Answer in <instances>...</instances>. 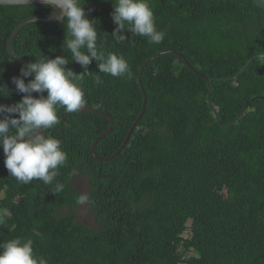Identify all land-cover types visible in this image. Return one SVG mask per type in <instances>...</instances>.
I'll return each instance as SVG.
<instances>
[{"label":"trees","instance_id":"trees-1","mask_svg":"<svg viewBox=\"0 0 264 264\" xmlns=\"http://www.w3.org/2000/svg\"><path fill=\"white\" fill-rule=\"evenodd\" d=\"M148 2L164 33L160 44L132 33L117 42L112 0L84 4L96 20L98 46L122 55L132 72L131 78L112 77L98 73L93 61L89 71L103 83L91 76L80 82L84 105L114 121L95 146L99 156L118 152L142 110L143 87L147 92L146 111L125 149L101 163L91 148L110 118L58 108L60 123L46 131L61 141L67 160L52 184L33 180L20 189L28 196L12 205L17 226L1 227L0 242L32 238L34 254L47 264H264V213L258 212L264 210V57L258 56L264 53V10L250 0ZM51 10L44 4L0 5V86L10 92L0 104L23 95L12 83L23 65L8 52L9 36L26 17ZM64 39L63 20L34 21L19 31L13 48L31 62L43 55L67 57ZM167 49L183 53L211 83L174 52L155 56ZM153 56L141 83L140 70ZM66 67L83 71L75 62ZM1 153L2 147L0 187L7 178L14 181ZM74 169L89 177L90 196L83 203ZM57 183L63 184L58 193ZM83 205L100 228L77 220ZM189 218L193 236L182 237ZM33 229L41 236H33Z\"/></svg>","mask_w":264,"mask_h":264},{"label":"clouds","instance_id":"clouds-1","mask_svg":"<svg viewBox=\"0 0 264 264\" xmlns=\"http://www.w3.org/2000/svg\"><path fill=\"white\" fill-rule=\"evenodd\" d=\"M41 2L59 11L58 19L64 21L65 27V39L61 47L69 56L47 58L43 55L22 66L20 75L12 78L15 91L23 94L21 99L11 105L0 104V147L3 149L1 154L5 157V168L12 180L16 181L11 182L7 178L0 187V228L5 224L10 226L11 223L13 228L17 226L12 205H18L22 199L27 198V192L20 190L25 184L40 180L50 185L58 175V168L65 164L67 153L62 150L61 141L47 135L46 130L60 123L58 108H63L67 113H76L82 109L86 100L80 82L86 76H91L97 85L103 83L101 76L97 72L89 71L88 66L95 61L98 73L112 77H132L129 64L122 55L106 52L98 46L97 23L86 15V0ZM112 4L111 17L116 27L111 35L117 42L127 39L126 33L145 37L151 44L163 42L164 33L156 28L154 13L148 0H112ZM254 58L255 56L251 60ZM70 62L79 64L83 71L76 73L66 67ZM242 72L235 75L239 76ZM29 77L31 79L26 83L25 78ZM5 92L10 93L6 86H0V96H5ZM33 93L39 95L34 96ZM238 118L239 116L236 119ZM73 180L77 186L81 183L74 177ZM14 186L19 187V190L15 191ZM81 188L84 191V185H81ZM62 190L63 184L57 183L54 192ZM12 191H15L14 194ZM85 195V192L82 193L78 202L83 203ZM258 212L264 213V210L259 208ZM76 218L79 220L77 215ZM192 222L193 218L186 221L182 237L193 236ZM33 236L40 237L41 233L33 229ZM0 264H47V260L34 254L32 238L16 237L0 242Z\"/></svg>","mask_w":264,"mask_h":264},{"label":"water","instance_id":"water-1","mask_svg":"<svg viewBox=\"0 0 264 264\" xmlns=\"http://www.w3.org/2000/svg\"><path fill=\"white\" fill-rule=\"evenodd\" d=\"M251 2H253L254 4H256L257 6H259L260 8H262L264 10V0H250ZM24 4H43L41 2V0H0V5H24ZM59 17V11L56 9H52L49 13L47 14H38V15H31L29 17H26L25 19H23L17 26L16 28L13 30V32L11 33V35L9 36L8 42H7V49L8 52L10 53V55L13 57L15 62H18L19 64L26 66L28 63H30L31 61L27 60L26 58H24L22 55H20L19 53H17L14 48H13V40L16 37V35L19 33V31L28 23L30 22H54V21H59L62 19H58ZM166 52H174L176 54H178L179 56H181L187 64H189L197 73L204 75L206 77H208L209 82L211 83L212 79L211 77H209L208 75L201 73L199 71H197L190 63V61L187 59V57L181 53L178 50H174V49H167L161 52H158L157 54H155V56H158L160 54L166 53ZM260 56L264 57V54H259ZM153 56L152 58L148 59L142 66L141 70H140V82L141 77H142V73L144 68L148 65V63L155 57ZM241 71H244V69H242ZM237 75H235L236 77ZM142 83V82H141ZM143 87V86H142ZM143 94H144V99H143V106H142V110L139 114V117L137 118V120L134 122V124L132 125V127L130 128L129 132L127 133L125 140L123 142V144L121 145V147L119 148L118 152L113 155V156H109V157H101L99 156L96 151H95V146L96 144L103 139L104 137H106L109 133H111L113 127H114V121L113 118L110 114H108L105 111L100 110L99 108L96 107H91L88 105H84L82 107V109L80 110V112H94V113H99V114H103L106 115L110 118L111 120V126L102 134L100 135L96 141L93 143L92 145V153L93 155L99 159L100 161H104L107 159H112L115 156H117L119 153H121L126 145L128 144L131 135L133 134L135 127L137 125V123L140 121L141 117L144 115L146 108H147V104H148V96H147V92L143 87Z\"/></svg>","mask_w":264,"mask_h":264},{"label":"rangeland","instance_id":"rangeland-1","mask_svg":"<svg viewBox=\"0 0 264 264\" xmlns=\"http://www.w3.org/2000/svg\"><path fill=\"white\" fill-rule=\"evenodd\" d=\"M43 134H45L44 130H43ZM99 160V159H98ZM100 161V160H99ZM101 162V161H100ZM75 170V169H74ZM74 178L77 181H81V185H84V191L87 194L85 197L87 198L88 196H90V188H89V177L86 174H82L80 173L78 170H75V174H74ZM89 184V185H88ZM89 200V197H88ZM67 210V208H62L60 210L61 213H64ZM89 210V208L85 205H83V207L79 210V215H78V219L79 220H85L87 222H90L88 224H91L92 227L94 228H98L102 225V222L99 221L98 223L94 222V215L93 213Z\"/></svg>","mask_w":264,"mask_h":264}]
</instances>
